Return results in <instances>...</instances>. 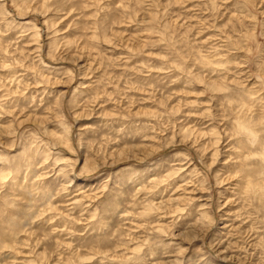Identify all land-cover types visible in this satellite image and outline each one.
Segmentation results:
<instances>
[{"label":"rangeland","instance_id":"obj_1","mask_svg":"<svg viewBox=\"0 0 264 264\" xmlns=\"http://www.w3.org/2000/svg\"><path fill=\"white\" fill-rule=\"evenodd\" d=\"M0 264H264V0H0Z\"/></svg>","mask_w":264,"mask_h":264}]
</instances>
